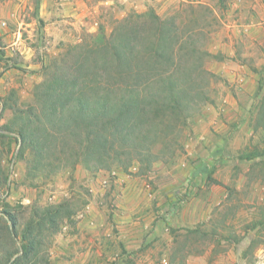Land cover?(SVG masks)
Segmentation results:
<instances>
[{
  "label": "rangeland",
  "instance_id": "rangeland-1",
  "mask_svg": "<svg viewBox=\"0 0 264 264\" xmlns=\"http://www.w3.org/2000/svg\"><path fill=\"white\" fill-rule=\"evenodd\" d=\"M156 18L196 78L184 126L150 163L117 151L99 169L64 154L31 172L0 137L1 264H264V156L243 159L264 149V0H0V127L110 71L104 38L149 46Z\"/></svg>",
  "mask_w": 264,
  "mask_h": 264
},
{
  "label": "trees",
  "instance_id": "trees-1",
  "mask_svg": "<svg viewBox=\"0 0 264 264\" xmlns=\"http://www.w3.org/2000/svg\"><path fill=\"white\" fill-rule=\"evenodd\" d=\"M158 23L151 44L143 49L138 44L143 34L134 40L104 38L102 63L110 71L63 80L49 91L35 93L34 105L28 110L11 108L12 118L0 127V137L10 141L12 135L19 153H29L31 172L64 154L72 159L73 167L81 163L87 169L114 164L117 151L134 153L140 163L148 164L156 154L152 153L156 143L166 145L162 138L167 130L184 126L196 78L187 70L178 73L180 64L163 30L166 24ZM261 156L264 149L247 153L243 159L253 161ZM257 165L264 169L263 162ZM3 187L7 188V176L1 170ZM13 233L15 226L12 237ZM10 258L7 254L5 264H17L18 260L10 263Z\"/></svg>",
  "mask_w": 264,
  "mask_h": 264
}]
</instances>
